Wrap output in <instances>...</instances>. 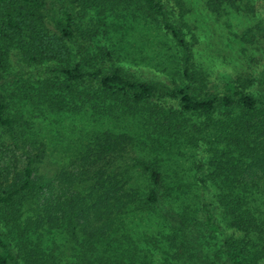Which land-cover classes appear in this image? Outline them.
<instances>
[{
	"label": "trees",
	"instance_id": "1",
	"mask_svg": "<svg viewBox=\"0 0 264 264\" xmlns=\"http://www.w3.org/2000/svg\"><path fill=\"white\" fill-rule=\"evenodd\" d=\"M186 1L0 0V264H57L52 252L30 246L26 237L59 229L77 244L75 264H94L96 243L124 227L130 213L143 212H158L171 223L181 239L176 259L189 264L201 247L199 232L191 216L168 207L162 163L143 155L156 143L198 150V181L205 193L216 190L215 202L205 201L200 212L206 233L220 232L214 222L220 209L239 235L223 240L221 263L264 264V217L252 211L249 195L264 192V96L246 90L241 79L209 84L197 65L199 45L186 23ZM226 2L235 0H209L208 6L217 13ZM132 7L173 39L186 83L166 87L136 79L108 65V49L95 52L98 32L88 17ZM253 8L264 16V0H252ZM21 62L39 73L23 96L37 107L116 123L133 118L141 131L94 133L67 167L45 171L47 144L28 135L17 97L5 86L12 64ZM141 176L148 181L144 191Z\"/></svg>",
	"mask_w": 264,
	"mask_h": 264
},
{
	"label": "rangeland",
	"instance_id": "2",
	"mask_svg": "<svg viewBox=\"0 0 264 264\" xmlns=\"http://www.w3.org/2000/svg\"><path fill=\"white\" fill-rule=\"evenodd\" d=\"M208 1H186V23L199 45L197 65L204 70L210 85L222 86L227 78L241 79L246 83V90L263 97L264 86L260 82L264 79V38L259 27H264V16L254 8L251 11L252 0L226 2L217 13L210 11ZM88 21V26L98 32L93 39L95 52L105 48L113 54V61L108 62L110 67H121L131 77L166 87L174 86V81L186 83L179 48L157 21L146 17L136 7L119 8L105 17L92 13ZM14 60H19L18 56H14ZM22 67V62L12 64L5 86L10 95L17 97L16 108L27 121L28 135L47 144L45 171L67 167L85 149L94 133L111 129L135 131L134 127L141 131L133 118L116 123L91 114L56 113L37 107L23 96L27 92L26 84L40 79L39 73L35 67ZM143 155L162 163L161 170L170 189L168 207L177 214L191 216L189 218L197 225L196 231L205 235L203 238V234L198 233L201 247L189 264L205 261L220 264L225 259L221 248L223 240L236 234L232 233L220 209L214 217L220 232L206 233L205 217L200 212L205 201L215 202L216 190L205 193L198 181V150L181 143H164V147L156 143L145 149ZM138 183L142 191L148 187L143 176ZM251 192L252 211L257 217H264L263 190ZM26 217H22V221ZM26 239L30 246L52 252L57 264L76 262L77 244L66 229L31 231ZM180 242L171 223L158 212L130 213L125 217L124 227L96 243L92 260L94 264H182V260L176 259L175 245L180 246Z\"/></svg>",
	"mask_w": 264,
	"mask_h": 264
}]
</instances>
